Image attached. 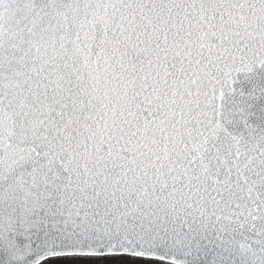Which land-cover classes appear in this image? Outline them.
<instances>
[{"label": "snow or ice", "instance_id": "snow-or-ice-1", "mask_svg": "<svg viewBox=\"0 0 264 264\" xmlns=\"http://www.w3.org/2000/svg\"><path fill=\"white\" fill-rule=\"evenodd\" d=\"M264 264V0H0V264Z\"/></svg>", "mask_w": 264, "mask_h": 264}, {"label": "rangeland", "instance_id": "rangeland-1", "mask_svg": "<svg viewBox=\"0 0 264 264\" xmlns=\"http://www.w3.org/2000/svg\"><path fill=\"white\" fill-rule=\"evenodd\" d=\"M153 264H158L157 262H153Z\"/></svg>", "mask_w": 264, "mask_h": 264}, {"label": "trees", "instance_id": "trees-1", "mask_svg": "<svg viewBox=\"0 0 264 264\" xmlns=\"http://www.w3.org/2000/svg\"><path fill=\"white\" fill-rule=\"evenodd\" d=\"M158 263V262H157Z\"/></svg>", "mask_w": 264, "mask_h": 264}]
</instances>
